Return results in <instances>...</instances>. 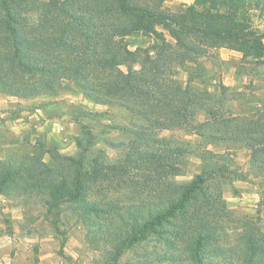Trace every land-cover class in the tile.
Here are the masks:
<instances>
[{
  "label": "rangeland",
  "instance_id": "374dc122",
  "mask_svg": "<svg viewBox=\"0 0 264 264\" xmlns=\"http://www.w3.org/2000/svg\"><path fill=\"white\" fill-rule=\"evenodd\" d=\"M12 2L20 5L18 17L22 22L38 28L42 35L54 30L47 26L49 24L39 22V11L45 0ZM150 4H158L169 11L197 5L196 9L204 8L207 13L214 14L210 11L212 7L216 13L235 14L248 30L255 32L252 38L261 42L260 50L252 41L241 46L215 41L216 47L206 48L195 61L174 63L165 72L181 86H189L196 95L192 107L197 122L206 118L205 105L221 104L226 114L230 112L240 117L241 128H246L249 122H258V129L264 131V0H162L150 1ZM85 5L89 7V3ZM22 29L27 30L24 26ZM115 39L130 51L150 57L165 44L175 42L163 24H155L150 31L130 32ZM9 49L8 45L7 53ZM25 50L34 56L48 55V58L57 53L47 43L28 44ZM4 54L0 45V163H12L14 169H19L20 164L29 167L39 163L52 165L56 154L77 156L87 148L89 157L95 156L104 163L119 162L123 158L138 161L144 156L141 163L145 164L151 160V153H155L174 168L166 183L183 184L205 169L218 166L226 171L225 175H211L208 182L206 180L219 198L213 203L216 213L221 214L224 207L226 216L235 220L230 223L231 227L246 220L257 232L264 233V169L259 159L263 158L264 150L254 152L256 158L253 160L252 150L245 144L211 140L208 135L218 124L215 127L206 125L204 138L184 128H160L153 123L149 126L135 109L92 99L85 95L79 83L66 77L56 80L48 72L41 77L34 74L28 84H24L23 77L12 67L11 55L1 57ZM139 67L137 61H132L120 64L116 70L127 72ZM43 79L44 82H40ZM141 124L150 127L155 137L166 139L167 150H159L150 133L136 143L135 126ZM176 147L180 150H175ZM145 156L148 157L146 162ZM142 170L132 169L134 189L102 188L98 198L105 196L111 204L122 205L116 208L119 212H125V202L130 205L131 199L141 200L150 189L153 194L160 193L163 185L147 178ZM214 184L218 185L217 189ZM44 202L36 191L24 192L15 186L0 191V264H191L186 260L170 259L169 255L178 252V248L173 244L174 247L167 249L168 236L165 242L151 239L134 243L115 260L104 239L108 236L88 234L78 213L70 209L61 210L57 216L48 213ZM127 228L123 225L119 230ZM219 242L228 245L223 236ZM260 243L264 246V241ZM222 259L220 252H214L205 264H234L236 261Z\"/></svg>",
  "mask_w": 264,
  "mask_h": 264
},
{
  "label": "trees",
  "instance_id": "16d2710c",
  "mask_svg": "<svg viewBox=\"0 0 264 264\" xmlns=\"http://www.w3.org/2000/svg\"><path fill=\"white\" fill-rule=\"evenodd\" d=\"M150 1L162 0H45L39 11V22L49 24L47 26L54 30L42 35L38 28L18 17L20 5L12 0H0V45L5 52L1 57L11 55L12 67L23 77L24 84H28L34 74L41 77L45 72L56 80L66 77L79 83L85 95L92 99L135 109L149 126L153 123L160 128H184L204 138L203 128L218 124L209 138L245 144L252 150L254 160V152L264 150V131L258 129V122H249L246 128H241L240 117L230 112L226 114L221 104L205 105L206 118L197 122L192 107L196 95L189 86H181L168 78L165 70L174 63L195 61L206 48L216 47L215 41L238 46L252 41L260 50L261 42L252 38L255 32L248 30L235 14L216 13L212 7L210 11L214 14L207 13L204 8L196 9L197 5L169 11L158 4L151 5ZM85 3H89V7ZM155 24L167 26L175 42L165 44L154 57L130 51L115 39L130 32L150 31ZM23 26L27 30H23ZM38 43L50 44L57 53L48 58V55L34 56L26 52L28 44ZM132 61L140 64L138 70H116L120 64ZM230 121H233L232 126ZM149 129L143 124L135 126L136 143L150 133L159 150H167L166 139L155 137ZM86 150L82 149L77 156L56 154L52 165L39 163L29 167L20 164L19 169H14L12 163L1 162L0 191L10 186L24 192L36 191L44 199L48 213L57 216L65 209L78 213L88 234L101 233L109 237L104 239L115 260L134 243L151 239L164 241L168 236L167 249L175 245L178 248V252L169 255L176 261L205 264L209 256L220 252L222 260L235 259L234 264H264V246L260 243L264 241V233L257 232L246 220L231 227L230 223L235 220L226 216L224 207L221 214L216 213L213 203L219 198L207 182L211 175H225L222 168L205 169L186 184L166 183L174 168L167 161L163 162L164 158L158 154L151 153L146 166L141 163L144 156L138 161L123 158L119 162L104 163L95 156L89 157ZM262 157L259 159L263 163H259L264 169ZM147 158L145 156V162ZM142 168L147 178L163 185L160 193L153 194L150 189L141 200L131 199L130 205L125 202V212H119L118 206L105 196L98 198L102 188L117 191L119 187H136L131 177L132 169ZM217 187L214 184V188ZM123 225L128 228L119 230ZM222 236L228 245L219 244Z\"/></svg>",
  "mask_w": 264,
  "mask_h": 264
},
{
  "label": "crops",
  "instance_id": "0c3cea01",
  "mask_svg": "<svg viewBox=\"0 0 264 264\" xmlns=\"http://www.w3.org/2000/svg\"><path fill=\"white\" fill-rule=\"evenodd\" d=\"M230 52H231V53H233V52H234V53H239V52H236V51H233V50H230Z\"/></svg>",
  "mask_w": 264,
  "mask_h": 264
}]
</instances>
